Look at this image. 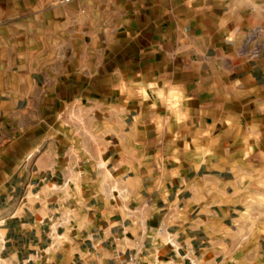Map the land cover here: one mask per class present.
Returning a JSON list of instances; mask_svg holds the SVG:
<instances>
[{
  "label": "crops",
  "instance_id": "obj_1",
  "mask_svg": "<svg viewBox=\"0 0 264 264\" xmlns=\"http://www.w3.org/2000/svg\"><path fill=\"white\" fill-rule=\"evenodd\" d=\"M0 22V264H264V0Z\"/></svg>",
  "mask_w": 264,
  "mask_h": 264
},
{
  "label": "built area",
  "instance_id": "obj_2",
  "mask_svg": "<svg viewBox=\"0 0 264 264\" xmlns=\"http://www.w3.org/2000/svg\"><path fill=\"white\" fill-rule=\"evenodd\" d=\"M70 0H65V2H69ZM4 220L0 218V228L3 225ZM3 239L0 233V243H2ZM170 245L174 246V244L172 243V239L169 240L168 242ZM159 261V257L157 258ZM170 264H174L173 260L169 261ZM126 264H145L143 262V256H142V252H140L139 250H135L134 252L130 253L127 257V261Z\"/></svg>",
  "mask_w": 264,
  "mask_h": 264
},
{
  "label": "rangeland",
  "instance_id": "obj_3",
  "mask_svg": "<svg viewBox=\"0 0 264 264\" xmlns=\"http://www.w3.org/2000/svg\"><path fill=\"white\" fill-rule=\"evenodd\" d=\"M3 0H0V4ZM65 1V0H63ZM6 24L3 23V22H0V40H3L2 38V35H3V32L5 31L4 30V26ZM251 205H254L253 203ZM255 206H257L259 208V210L262 211V213L260 214H257V215H254V216H251L252 217V223L253 224H260V223H264V198H261V199H258V200H255Z\"/></svg>",
  "mask_w": 264,
  "mask_h": 264
}]
</instances>
